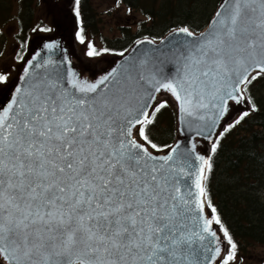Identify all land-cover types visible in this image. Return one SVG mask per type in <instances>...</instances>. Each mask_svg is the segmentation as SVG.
I'll list each match as a JSON object with an SVG mask.
<instances>
[{
  "label": "snow or ice",
  "instance_id": "6c2138e0",
  "mask_svg": "<svg viewBox=\"0 0 264 264\" xmlns=\"http://www.w3.org/2000/svg\"><path fill=\"white\" fill-rule=\"evenodd\" d=\"M179 32L194 39L175 74L162 79L155 68L146 76L130 66L96 82L75 73L67 80L59 72L34 73L45 64L27 62L25 86L0 107V258L6 264H203L208 236L216 241L213 260H236L237 244L211 200L212 217L203 215L211 158L196 156L200 164L190 171L188 158L176 155L179 145L153 154L150 148L163 149L149 138L148 125L168 101L151 115V105L141 101L171 93L186 117L211 122L210 138L229 114V101L239 103L264 75V0H222L206 32ZM88 47V56L100 54ZM7 80L0 74V83ZM248 115L224 127L212 154ZM191 175L196 199L190 202V187L185 196L180 178ZM193 203L201 213L194 223ZM213 223L227 241L223 255Z\"/></svg>",
  "mask_w": 264,
  "mask_h": 264
},
{
  "label": "trees",
  "instance_id": "16d2710c",
  "mask_svg": "<svg viewBox=\"0 0 264 264\" xmlns=\"http://www.w3.org/2000/svg\"><path fill=\"white\" fill-rule=\"evenodd\" d=\"M20 1L17 40L22 43L23 53L27 42L31 41L30 33L35 24L34 5L41 0ZM221 1L117 0L130 11L141 13L147 21L138 22L136 29L132 28V24L123 26L118 29L120 36L107 40L100 32L101 19L93 0H79V4L76 0L73 10L75 38L80 40L82 34L84 39L89 36L98 39L104 50L118 56L141 38L159 40L169 31L181 27H188L194 32L204 30ZM5 3L0 5V27L10 9ZM248 87L249 91L245 94L251 106L255 105V110L251 109L239 125L219 139L216 153H210L212 168L207 172L205 182L207 201L211 200L216 208L221 223L237 244V255L242 258L250 246L264 247V75ZM148 134L163 151L173 144L176 119L170 102L156 114L154 123L148 125Z\"/></svg>",
  "mask_w": 264,
  "mask_h": 264
},
{
  "label": "water",
  "instance_id": "95a60500",
  "mask_svg": "<svg viewBox=\"0 0 264 264\" xmlns=\"http://www.w3.org/2000/svg\"><path fill=\"white\" fill-rule=\"evenodd\" d=\"M44 1L46 2L47 9L52 14L55 25V33L47 36H39L31 41L25 59L18 69L14 84L10 85L0 93V107H3L10 102L12 97L15 95L16 87L25 86L26 80L22 81L20 77L23 75V69L27 66V62L30 60L33 65L45 64V67L33 68L31 71L34 73L59 72L63 74L67 80H70L72 78L71 74L75 73L76 77L80 80L96 82L104 75L110 73L113 69H116L118 72L123 74L124 70L128 69L130 66H134L137 73L144 72L146 76H148L149 72L155 68V70L160 74L157 78L162 79L164 76L175 74L180 54L186 50L188 42L194 39L193 37H188L184 33H180V28L171 30L159 41H155L150 38H143L136 41L126 53L116 57L109 67L103 72L97 73L94 70L90 72L79 63L74 55L72 24L74 22L73 6L76 0ZM221 3L218 8H220ZM69 7H71V9H69ZM66 11L68 12L69 17L67 23L65 22L66 20L63 15L64 13L66 14ZM208 29L209 24L201 32H206ZM192 32L197 35L201 33ZM48 45H53V47L49 48ZM33 57H35V59H33ZM49 61L51 63H46ZM253 75H255V73H253ZM149 88L151 90V86H149ZM153 95L155 96L154 101L149 100L147 95H145L141 103L146 102L151 105L148 109H146L151 115L152 109L161 99H169L175 106L174 108L176 111V138L172 146L167 151L154 152L151 148L150 151L157 156H163L169 154L171 148L179 145L178 153L176 155L182 159L184 157L188 158L190 171H194L200 164V161L195 160L196 156L199 155L204 156L206 159L209 158L212 143L217 140L219 134L223 132L224 127L232 120V118L238 113L251 110V104L245 93L244 98L239 103L229 101V114L220 120L214 128H212L211 136L210 138H207L209 136L208 125H210V121H201L194 117H186L179 111L178 103L171 96V93L167 91L162 90L159 93L153 92ZM206 175L207 170H205V176ZM194 179V175L182 176L180 178L181 188L185 196H188V190L190 187L192 192V196L188 197L190 202L195 201L196 199V189L193 183ZM205 182L206 179L203 181L204 185ZM204 199L205 208L203 215L206 218H211L212 214L207 207L206 196ZM190 214L193 218V223L201 215V213L196 210L194 203L192 204ZM212 229L216 231L217 236L219 237V246L221 247L223 255L228 248L227 241L223 237V232L218 225L213 223ZM204 243L208 246L209 250L201 257L203 264H219L220 257H217L214 260L212 259L215 255L214 250L212 249L216 246V241L212 237L208 236ZM0 264H6V262L0 258Z\"/></svg>",
  "mask_w": 264,
  "mask_h": 264
},
{
  "label": "rangeland",
  "instance_id": "374dc122",
  "mask_svg": "<svg viewBox=\"0 0 264 264\" xmlns=\"http://www.w3.org/2000/svg\"><path fill=\"white\" fill-rule=\"evenodd\" d=\"M6 1V6L10 7L9 12H7L3 20L5 23L2 24L0 28V74H6L8 80L6 83H0V92L13 85L16 80V75L18 69L25 59V52L21 53L22 46L17 43L16 34L19 30L18 25V15L20 0H0V5ZM93 4L99 13V18L101 19L100 32L107 37L112 39L116 36H120L119 28L123 26L133 25V29L137 28L138 22L147 21V19L137 11H130L125 6H121L117 3V0H93ZM71 9V7H69ZM65 22H68V12L64 13ZM34 26L32 33H30V39L33 40L36 37L44 36L46 34L52 35L55 33V25L53 21L52 14L47 9L46 2L44 0L36 2L34 5ZM74 20V18H73ZM75 27L74 22L72 24V41L74 42V55L79 63L86 68L88 71H96L97 73L106 70L112 61L115 59L114 55L110 54L108 51L104 50L103 45L98 39L89 38L84 39L81 43L74 37ZM89 44H91L99 55L88 56ZM30 46V45H29ZM20 55V58H19ZM23 57V59H21ZM162 101L169 99L163 98ZM171 106H175L170 102ZM175 111V108H174ZM237 116L233 117L231 122L235 120ZM176 119V111H175ZM232 264H264V247L259 245H252L245 254V257H240L237 255L235 261Z\"/></svg>",
  "mask_w": 264,
  "mask_h": 264
},
{
  "label": "flooded vegetation",
  "instance_id": "af4514ba",
  "mask_svg": "<svg viewBox=\"0 0 264 264\" xmlns=\"http://www.w3.org/2000/svg\"><path fill=\"white\" fill-rule=\"evenodd\" d=\"M41 1H42V0H41ZM17 36H18V32H17V34H16V40H17ZM17 43L20 44V46H22V43H21L20 41L17 40ZM30 43H31V41H28V42H27L26 52H25V54L27 53V50H28V47H29ZM21 53H22V49H21L20 55H21ZM20 55H19V58H20Z\"/></svg>",
  "mask_w": 264,
  "mask_h": 264
}]
</instances>
